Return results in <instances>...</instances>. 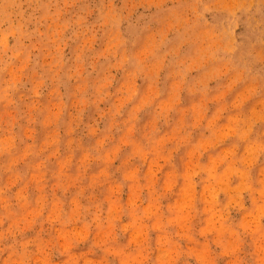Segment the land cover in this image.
I'll return each instance as SVG.
<instances>
[{"label": "rangeland", "instance_id": "obj_1", "mask_svg": "<svg viewBox=\"0 0 264 264\" xmlns=\"http://www.w3.org/2000/svg\"><path fill=\"white\" fill-rule=\"evenodd\" d=\"M0 264H264V0H0Z\"/></svg>", "mask_w": 264, "mask_h": 264}]
</instances>
